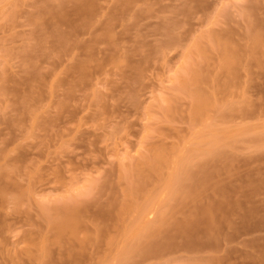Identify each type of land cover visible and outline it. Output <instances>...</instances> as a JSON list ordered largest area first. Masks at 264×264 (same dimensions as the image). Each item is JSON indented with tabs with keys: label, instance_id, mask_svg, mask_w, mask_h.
<instances>
[{
	"label": "rangeland",
	"instance_id": "obj_1",
	"mask_svg": "<svg viewBox=\"0 0 264 264\" xmlns=\"http://www.w3.org/2000/svg\"><path fill=\"white\" fill-rule=\"evenodd\" d=\"M0 264H264V0H0Z\"/></svg>",
	"mask_w": 264,
	"mask_h": 264
}]
</instances>
